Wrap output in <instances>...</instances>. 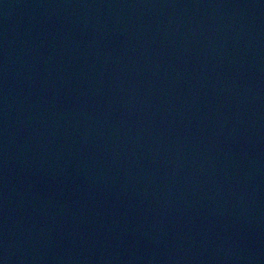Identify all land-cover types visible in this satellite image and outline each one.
Returning <instances> with one entry per match:
<instances>
[{
    "label": "water",
    "instance_id": "95a60500",
    "mask_svg": "<svg viewBox=\"0 0 264 264\" xmlns=\"http://www.w3.org/2000/svg\"><path fill=\"white\" fill-rule=\"evenodd\" d=\"M0 264H264V0H0Z\"/></svg>",
    "mask_w": 264,
    "mask_h": 264
}]
</instances>
